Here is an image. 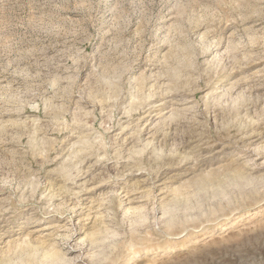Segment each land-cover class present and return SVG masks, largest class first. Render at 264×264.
<instances>
[{"label":"rangeland","instance_id":"rangeland-1","mask_svg":"<svg viewBox=\"0 0 264 264\" xmlns=\"http://www.w3.org/2000/svg\"><path fill=\"white\" fill-rule=\"evenodd\" d=\"M0 264H264V0H0Z\"/></svg>","mask_w":264,"mask_h":264},{"label":"bare ground","instance_id":"bare-ground-1","mask_svg":"<svg viewBox=\"0 0 264 264\" xmlns=\"http://www.w3.org/2000/svg\"><path fill=\"white\" fill-rule=\"evenodd\" d=\"M42 230H40V231H43V230H47V228H41ZM39 230L37 229V230H35L34 232H38ZM33 232V231H32Z\"/></svg>","mask_w":264,"mask_h":264}]
</instances>
